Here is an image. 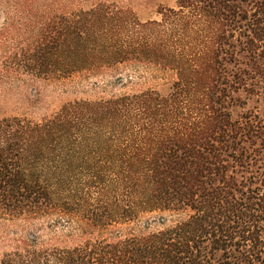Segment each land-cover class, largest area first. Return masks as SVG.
Segmentation results:
<instances>
[{
  "label": "trees",
  "instance_id": "16d2710c",
  "mask_svg": "<svg viewBox=\"0 0 264 264\" xmlns=\"http://www.w3.org/2000/svg\"><path fill=\"white\" fill-rule=\"evenodd\" d=\"M0 5L33 20L23 0ZM178 7L140 26L147 34L99 36L113 50L95 52L80 19L98 7L59 8L22 54L0 55V97L20 88L3 84L14 76H28L39 100L38 81L124 63L171 79L65 102L39 120L0 118V236L14 222L45 233L17 235L5 264H264V107H246L264 102V0ZM164 213L184 218L134 229Z\"/></svg>",
  "mask_w": 264,
  "mask_h": 264
},
{
  "label": "rangeland",
  "instance_id": "374dc122",
  "mask_svg": "<svg viewBox=\"0 0 264 264\" xmlns=\"http://www.w3.org/2000/svg\"><path fill=\"white\" fill-rule=\"evenodd\" d=\"M94 6L98 7V13L93 14L92 17L91 15L82 16L80 19L81 23L90 22L86 24L83 31L87 33L90 41L86 49L93 52L113 50L109 46H105V48L97 46L100 44V41L97 40L99 36L114 35L119 39V37L142 32L147 34L148 31L143 30L140 26H146L154 21L161 22L163 17L159 12L178 10L179 8L178 0H23L21 11H30L33 18L32 21H26L19 18L23 14L18 9L11 7V5L6 7L0 5V33H3L0 35V55L5 59L11 56L18 57L22 54L28 48L30 35L38 36V21L43 14L50 15L51 12L54 13V11H59V8H62L66 11H73V14L76 15L80 11H89ZM7 13H10L13 19L10 25L5 23ZM1 39H5L4 42L2 41L3 43ZM169 78L143 65L124 63L103 70L91 77L83 78L74 75L59 82L38 81L37 85L42 87L41 92H43L42 98L38 100L30 95L34 93V90L28 84V76L21 78L14 76V79L5 80L3 84L8 83L13 87L19 86L20 88L0 97V118L25 115L39 120L53 113L65 102L111 98L126 92L147 90L148 88L164 89L163 87L168 86L171 81ZM25 82L26 85H24ZM255 106L263 108L264 102L260 105L250 102L246 107L252 109ZM183 218L184 215L182 214L148 215L143 217L134 229L143 230L147 228L148 231H155L169 227ZM39 222L33 221L34 224ZM31 227L32 224L14 222L1 229L4 231L3 236L7 235V237L0 236V264H5L6 256L10 255L14 258L13 255L16 254L14 238L17 235L43 236L45 234ZM23 228L29 233H25Z\"/></svg>",
  "mask_w": 264,
  "mask_h": 264
}]
</instances>
